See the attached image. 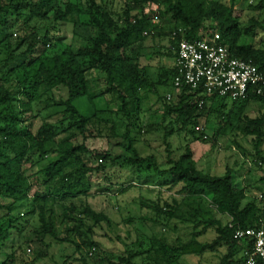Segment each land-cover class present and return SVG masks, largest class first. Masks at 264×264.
<instances>
[{"label":"trees","instance_id":"1","mask_svg":"<svg viewBox=\"0 0 264 264\" xmlns=\"http://www.w3.org/2000/svg\"><path fill=\"white\" fill-rule=\"evenodd\" d=\"M147 1L141 15L133 16L130 3L119 13L113 0H0V264H35L23 251L24 243L33 241H22L21 236L32 215L39 219L36 241L49 245L46 237H50L72 247L73 253L65 256L63 264H178L185 255L223 246L227 252L221 264H243V243L234 234L239 228L264 223V195H253L241 172L233 167H226L223 174L199 169L190 147L177 154L166 142L163 158L143 156L132 133L146 122L152 123L139 114L150 97L158 96L164 104L162 123L170 117L164 141L189 127L196 139H203L195 129L202 116L225 108V101H230L189 86L180 89L175 104L170 95L160 97L161 88L175 89L174 47L179 38L197 40L206 26L214 27L234 57L252 61L263 73L264 48L239 43L243 32L234 13L237 0L230 4L216 0ZM255 9L264 10V0H259ZM161 10L174 24L165 51L174 59L171 68H152L130 53L142 46L148 34H155V16ZM67 25L72 36L83 41L78 49L61 37ZM161 51L156 49L154 54ZM108 94L121 101L115 113L117 121L106 116L107 108H97V98ZM129 99L138 103L134 111L127 109ZM82 100L90 113L81 111L77 101ZM251 101L264 106V88L261 94L252 91L245 99L230 102L234 107ZM49 110L53 111L43 116ZM220 118L225 120L226 114ZM247 121L253 129L246 126L242 133L255 136V165L264 168V113L247 116ZM101 125L108 133L98 127ZM122 125L124 130L119 132ZM205 126L209 127L206 121ZM91 138H105L109 148L99 151L90 147ZM121 160L132 176L127 175L128 183L119 180L115 185L111 172L123 168ZM145 165L158 178L159 188L172 195L169 200H163L162 195L142 200L141 205L155 214V227L172 220L188 224L192 228L189 239L172 242L167 235L152 231L151 237L143 239L144 250L130 249L115 258L104 257L101 263L92 261L99 248L96 230L111 225L112 220L105 210L88 201L79 206L77 200L93 195L91 178L98 173L105 174L103 181L108 186L102 193L107 195L147 185L140 181V169ZM33 175L43 180L34 193ZM57 222L65 225V232ZM207 229L216 233L212 243L199 240ZM139 255L142 260L133 261Z\"/></svg>","mask_w":264,"mask_h":264},{"label":"rangeland","instance_id":"2","mask_svg":"<svg viewBox=\"0 0 264 264\" xmlns=\"http://www.w3.org/2000/svg\"><path fill=\"white\" fill-rule=\"evenodd\" d=\"M125 1L128 2L126 3ZM216 1L230 4V0ZM129 3L132 6L131 12L133 16L137 14L141 15V10L148 6L147 0H113V5L119 13ZM258 3L259 0H237L234 6V13L243 32L239 43L264 48V10L255 9ZM156 14L159 15V20L157 21L158 24L155 29V34H148L142 46L132 48L130 53L134 56L139 55L142 64L150 65L152 68H157L158 66L171 68L174 59L168 56L165 51L170 44V32L174 29V24L171 22L169 16L163 13V10ZM65 30L64 35H61L62 39L67 43H71L75 49H78L83 44V41L78 37L72 36L70 25L65 26ZM156 49H161L162 51L159 54H154ZM100 87L104 88L105 86L101 85ZM166 95H170L171 102L175 104L178 102L180 90L161 88L160 97H165ZM77 103L82 112L90 113V107L84 100L77 101ZM120 103L121 101L117 95L108 94L107 97L97 98V108L99 110L107 108L105 110L106 116L115 118L116 121L117 117L115 113ZM225 103V108H220L217 112L213 111L209 115L205 113L200 120L201 124H205L206 121L209 125L207 128L209 129V137L207 140L196 139L190 133L191 128L189 127L187 132H182V134L175 133L167 141H164L163 136L166 133L165 126L168 125L170 117L166 122L162 123L164 104L158 96L150 97L148 101L142 103L139 114L143 118H145V115L149 116L148 121L152 123L146 125V122L140 126L141 128L134 129L132 134L135 138L136 146L141 155L152 156L153 158L156 156L159 159H161L162 153L164 154L166 142L171 143V148L177 154L182 153L187 147H190L194 150L199 169L212 174H223L226 167L231 166L241 172L244 184L248 188L250 187L253 195L262 197L264 195V182L262 181L264 168L255 165L253 147V139L255 136L243 134L242 129L246 126L253 129V125H250L247 121V116L250 118L261 116L264 113V106L259 102L251 101L245 105H242V102L236 103L234 108L230 101H225ZM137 104V102L129 99L127 109L134 111ZM232 107L234 111L229 113ZM51 111H44L43 116ZM223 112L226 114L225 120H221L220 118ZM98 127L104 128V125ZM104 130H106L105 133L109 131L107 127ZM123 130L124 125L118 131L121 132ZM88 145L99 151L104 148H109L105 138H91L88 140ZM113 149L114 151L118 150V146ZM121 166L123 168H118L116 171L112 170V184H118L117 181L119 180V183L127 182L128 177L132 176V171L125 164V160H121ZM149 169L147 165L140 169L142 176L146 177L143 178L141 176L140 181L144 180L142 184L147 185L137 187L139 189L131 190L125 194L118 193L117 191H111L110 195L102 193L108 186V183L103 181L105 174H94L91 178L94 184L93 195L88 199L84 198L83 201L77 200L79 206L88 201L96 209L105 210L112 220L111 225H104L103 228L96 230V239L99 242V248L95 255L92 256V261L101 263L104 257L115 258L130 249L133 251L144 250V245H142L143 241L151 237L152 231L156 235H167L172 242L177 238L183 241L189 239V233L192 228L188 224H182L172 220L168 221L166 226L158 225L155 227V214L149 208L141 205L142 200L145 202L152 199L155 200L161 195L164 198L163 200H169L172 195L171 191L167 192L159 188L157 185L159 181H156L158 178H155V175L149 172ZM145 179L148 181H145ZM159 179L161 180V177ZM32 180L34 185L32 193H34L35 190L42 186L43 180L36 175H33ZM113 189L115 190V187ZM178 189L179 187L174 189L173 193H176ZM159 191L162 192L160 193ZM55 210L58 215L60 210L57 207ZM22 211L24 212V210ZM129 218L131 219L128 220ZM27 220L29 223L21 232L22 241L33 242L31 245L24 243V257L30 263L35 259V264H56L57 262L63 264L65 256L73 253L72 247L67 243L56 242L50 237H46V243L49 245L36 241L34 230L39 224L38 215H32ZM57 226L61 231L63 229V232H65V225L57 222ZM215 237V231L213 229H207L199 236V240L202 243H212ZM226 252L227 248L223 246L216 251L185 255L178 264H221L222 257ZM237 255L239 256L240 254ZM141 260L140 255L133 259V261L139 262ZM103 263L106 264L105 262ZM71 264L79 263L72 261Z\"/></svg>","mask_w":264,"mask_h":264},{"label":"built area","instance_id":"3","mask_svg":"<svg viewBox=\"0 0 264 264\" xmlns=\"http://www.w3.org/2000/svg\"><path fill=\"white\" fill-rule=\"evenodd\" d=\"M155 20H159L158 15ZM172 36L178 39L176 32ZM174 51L177 53L175 89L189 86L209 97L217 96L230 101L243 100L252 91L263 92V71L252 61L234 57L214 27L206 26L197 40H188L184 36L179 38ZM207 128L201 123L195 128L203 134L204 140L209 137ZM234 238L243 243V264H264V223L256 228H239Z\"/></svg>","mask_w":264,"mask_h":264},{"label":"crops","instance_id":"4","mask_svg":"<svg viewBox=\"0 0 264 264\" xmlns=\"http://www.w3.org/2000/svg\"><path fill=\"white\" fill-rule=\"evenodd\" d=\"M145 101H148V99H146ZM144 119H146V121H147L149 119V116L145 115V118ZM156 181H159V180H156Z\"/></svg>","mask_w":264,"mask_h":264}]
</instances>
